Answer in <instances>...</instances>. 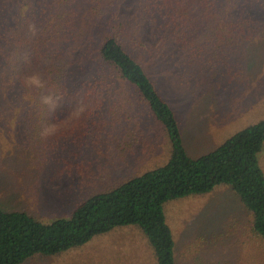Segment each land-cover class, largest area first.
I'll list each match as a JSON object with an SVG mask.
<instances>
[{
    "label": "rangeland",
    "instance_id": "obj_1",
    "mask_svg": "<svg viewBox=\"0 0 264 264\" xmlns=\"http://www.w3.org/2000/svg\"><path fill=\"white\" fill-rule=\"evenodd\" d=\"M41 1L0 0V58L8 57L1 38L13 30L19 32L20 22L32 14L38 22L31 19L26 23L25 38H55L57 25L68 21L58 34L64 35L60 41L71 50L84 44L86 57L111 17L110 26H122L119 33L124 49L144 66L175 112L190 157L216 149L238 131L264 119L263 23L244 38L217 40L216 36V43H211V33L201 23L188 25L186 21L181 29H169L157 15L143 21L140 0H115L110 12L96 18L99 32L94 35L89 33L95 16L92 8L102 9L104 0L95 5L92 0ZM218 9L225 10L224 6ZM188 14L202 20L197 9ZM47 20L51 35L42 26ZM163 33L170 43L157 42ZM140 42L150 45L156 54H143ZM28 54L23 51L20 58L28 62ZM23 76L37 95L39 108L31 102L7 106L0 101L1 210L25 212L43 223L68 218L87 198L168 160L170 145L163 127L136 97L128 94V103L122 101L94 118L93 106L79 105L55 89L45 91L41 65L24 71ZM33 76L39 77L40 86L29 83ZM9 77L7 70L0 69L1 98L10 92L3 91ZM125 143L130 152L122 151ZM259 161L264 172V147ZM165 213L174 235L177 264H191L197 254L225 260V264H263L255 257L258 247L241 230L251 221L250 214L230 188L218 186L204 196L169 202ZM222 228L225 232L216 238L217 247L206 250L198 234L211 230L219 234ZM153 256L145 236L130 227L55 257L34 256L24 264H154Z\"/></svg>",
    "mask_w": 264,
    "mask_h": 264
},
{
    "label": "trees",
    "instance_id": "obj_2",
    "mask_svg": "<svg viewBox=\"0 0 264 264\" xmlns=\"http://www.w3.org/2000/svg\"><path fill=\"white\" fill-rule=\"evenodd\" d=\"M92 1L94 5L100 2ZM104 1L102 9L92 8L95 16L89 26L90 34L98 35L99 28L94 24L96 18L110 12L115 2ZM140 3L139 15L143 21L157 15L169 29H181L186 26V21L188 25L201 23L210 31L211 43H216V36L217 40L244 38L249 32H255L260 23L264 25V0H140ZM221 6L225 10L218 9ZM196 9L201 21L188 14ZM31 19L38 22L32 14L20 22L19 32L13 30L12 34L1 38L3 53L8 57L0 58V69L7 70L10 75L9 85L6 84L3 91L10 92L2 98L0 96V101L7 106L18 101L31 102L37 110L38 97L23 75L24 71L41 65L45 91L55 89L79 105L93 106V112H97L95 116L93 114L94 118H100L104 109L113 110L122 101L127 102L130 99L126 98L128 94L136 97L137 102L163 127L170 154L163 165L137 171L116 188L82 201L68 218L43 223L25 212L0 209V264H24L34 256L55 257L117 229L130 227L138 228L145 236L154 255V264H177L174 235L165 213L166 204L207 195L218 186L230 188L250 214L251 221L241 230L247 240L258 247L255 257L264 264V172L259 161L264 147V119L238 131L216 149L190 157L175 112L144 66L120 43L122 26H110L112 18L108 17L105 30L94 38L92 51L86 57L82 52L84 44L75 45L71 50L64 48L60 41L64 35L58 34L64 32L68 21L66 25H57L55 38L32 41L25 38L26 23ZM42 26L48 28L45 34L51 35L49 21ZM81 33L86 32L81 29ZM156 39L162 45L169 42L165 33ZM139 45L143 54H156L150 45L142 42ZM23 51H29L28 62L20 58ZM14 117L19 119L15 114ZM123 147V152L128 151L125 150L128 148L126 143ZM119 149H122L120 145ZM223 232V228L219 234L215 230L209 234L200 232L198 238L206 250H211L217 247L216 238L222 237ZM240 243L245 245L244 240ZM224 262L197 254L191 264Z\"/></svg>",
    "mask_w": 264,
    "mask_h": 264
},
{
    "label": "clouds",
    "instance_id": "obj_3",
    "mask_svg": "<svg viewBox=\"0 0 264 264\" xmlns=\"http://www.w3.org/2000/svg\"><path fill=\"white\" fill-rule=\"evenodd\" d=\"M29 83L35 86H40V80L39 77L33 76L29 78Z\"/></svg>",
    "mask_w": 264,
    "mask_h": 264
}]
</instances>
